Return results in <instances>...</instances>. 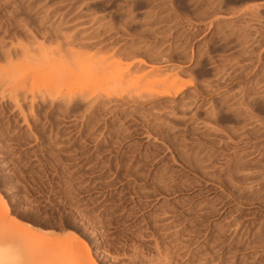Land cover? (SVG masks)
I'll use <instances>...</instances> for the list:
<instances>
[{
    "label": "rangeland",
    "instance_id": "obj_1",
    "mask_svg": "<svg viewBox=\"0 0 264 264\" xmlns=\"http://www.w3.org/2000/svg\"><path fill=\"white\" fill-rule=\"evenodd\" d=\"M145 1L0 0V244L15 264H264V101L246 120L218 112L256 82L228 76L244 44L187 38V0V19L144 25Z\"/></svg>",
    "mask_w": 264,
    "mask_h": 264
},
{
    "label": "bare ground",
    "instance_id": "obj_2",
    "mask_svg": "<svg viewBox=\"0 0 264 264\" xmlns=\"http://www.w3.org/2000/svg\"><path fill=\"white\" fill-rule=\"evenodd\" d=\"M109 1V0H108ZM150 6L158 7L155 11H147L144 14V25L154 24L163 20H168L171 16H180L183 19H187L183 13L176 12L175 0H146ZM184 1V0H179ZM188 6L191 9L192 20L188 22L191 27L188 28L186 35L187 38H193L196 35H200L202 32L211 33L212 38L222 42V46L226 48H232L235 45L244 44V48L239 52V60L242 64L235 66L239 61L235 60L234 56L230 55V61L232 70L228 73V76L232 79H236L238 76H255L256 82L253 86L247 89L243 98L234 103H226L221 107L218 112L223 109L234 111L237 115L243 116V119L253 118L256 116L254 105L259 100L264 101V82L259 83V73L264 67V0H187ZM144 2L133 1V7L139 6ZM132 5V4H131ZM170 6V7H169ZM175 6V7H174ZM169 9L174 10V13L168 12ZM133 9H127V22H132L136 16L132 15ZM225 13H230L226 15ZM256 21L259 23V27L256 29L257 36L253 37L252 41L248 39L246 34L247 26L251 22ZM239 22V23H238ZM150 28H144L140 31L142 33L149 32ZM250 41V44L248 45ZM179 46H176L177 49ZM135 50L125 51V55L133 56L136 53H141ZM183 50V49H182ZM181 51H178L179 56L185 57ZM203 54V53H202ZM163 58L164 61L169 60L171 53L164 55L161 52H156L152 58ZM6 56H9L7 53ZM211 58V57H208ZM191 59V57L189 58ZM51 62L59 69L71 71L70 65H64L62 61L56 57H51ZM134 66L141 67L142 65L151 64L146 59L140 58L132 61ZM14 65V64H13ZM55 67V69H56ZM155 67V66H153ZM234 67V68H233ZM264 80V75L262 77ZM258 85V86H256ZM194 86L191 81L187 84L179 85L177 83L163 84L157 88H150L148 93L150 95L161 96H178L187 87ZM16 100V99H15ZM264 110V107L262 108ZM218 112H212L218 114ZM246 125V124H245ZM253 127H248L245 131L252 130ZM257 130H263V127ZM207 166V165H205ZM202 175L208 176V171L201 172ZM73 238L78 239L76 234H73ZM18 261V255L11 249L0 244V264H15Z\"/></svg>",
    "mask_w": 264,
    "mask_h": 264
}]
</instances>
